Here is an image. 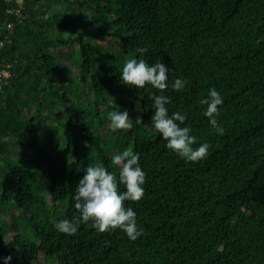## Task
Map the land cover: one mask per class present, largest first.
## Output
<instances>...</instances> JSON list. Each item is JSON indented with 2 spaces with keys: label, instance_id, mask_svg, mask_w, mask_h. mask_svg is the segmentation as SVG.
I'll return each instance as SVG.
<instances>
[{
  "label": "trees",
  "instance_id": "1",
  "mask_svg": "<svg viewBox=\"0 0 264 264\" xmlns=\"http://www.w3.org/2000/svg\"><path fill=\"white\" fill-rule=\"evenodd\" d=\"M133 56L171 69L169 113H187L181 126L194 147L210 145L205 159L165 147L150 121L161 90L120 81ZM210 87L224 99L222 133L199 104ZM123 109L133 127L113 132L107 113ZM126 147L146 173L143 198L125 201L143 234L130 240L91 221L58 231L80 215L84 169L102 162L118 174L111 156ZM9 255V264H264V0H0V264Z\"/></svg>",
  "mask_w": 264,
  "mask_h": 264
},
{
  "label": "clouds",
  "instance_id": "2",
  "mask_svg": "<svg viewBox=\"0 0 264 264\" xmlns=\"http://www.w3.org/2000/svg\"><path fill=\"white\" fill-rule=\"evenodd\" d=\"M148 50L146 47L138 49L143 55ZM171 69L163 62L149 64L145 59L135 56L127 58L120 70V81L126 85L134 86L136 89L144 88L146 84L159 89L160 94L153 99L155 109L150 118L152 126L166 141L165 147L171 149L188 162H197L205 159L209 154L210 145L202 142L198 146L196 137L191 134L188 126H181L187 119V113L174 111L169 113L168 105L171 97L163 94L168 85V77ZM187 81L176 78L171 87L175 91L185 88ZM114 101H110V104ZM223 96L215 87H210L207 95L199 100L200 105L206 106L203 115L208 118L210 125L218 133L223 129L219 127L217 116L220 115V107L223 105ZM110 121L109 127L116 130H129L133 127V120L127 109L111 110L107 113ZM136 124L144 123L142 117L138 116ZM112 165L118 167V174L109 171L102 162L90 164L84 169V175L74 189V207L80 213L79 217L73 219H61L56 222L58 231L67 235L77 233L81 223H92L90 227L99 232L120 229L130 240H136L143 234V229L137 226V213L126 206L125 201H139L144 196L143 185L146 182V173L140 164V153L131 147L117 151L111 156ZM120 185L124 190H120ZM4 264H9L12 257H3Z\"/></svg>",
  "mask_w": 264,
  "mask_h": 264
},
{
  "label": "rangeland",
  "instance_id": "3",
  "mask_svg": "<svg viewBox=\"0 0 264 264\" xmlns=\"http://www.w3.org/2000/svg\"><path fill=\"white\" fill-rule=\"evenodd\" d=\"M12 209H16L14 205H12ZM12 213H16V211L13 210ZM6 218H8V216H7ZM12 235H13V234H12ZM38 261H39V262H43V256H42V255L39 256Z\"/></svg>",
  "mask_w": 264,
  "mask_h": 264
}]
</instances>
